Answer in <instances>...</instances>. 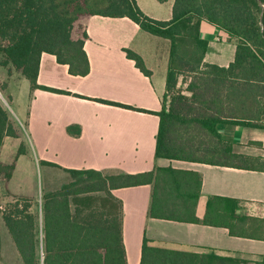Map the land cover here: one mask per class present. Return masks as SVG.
I'll list each match as a JSON object with an SVG mask.
<instances>
[{
    "label": "trees",
    "instance_id": "trees-1",
    "mask_svg": "<svg viewBox=\"0 0 264 264\" xmlns=\"http://www.w3.org/2000/svg\"><path fill=\"white\" fill-rule=\"evenodd\" d=\"M173 2L172 18L155 20L144 14L138 0H0V67L22 74L32 91L71 95L38 84L42 55H54L59 64L69 66L71 75L85 77L90 73L85 51L89 36L81 19L129 18L144 32L170 42L163 109L153 113L160 118L156 158L264 172L263 158L238 154L234 143L218 130L221 124L239 118L241 106L251 107L253 101L246 99L253 93L264 97V0ZM205 23L236 41L235 59L229 67L205 63L209 48V41L202 35ZM126 53L137 68L149 74L141 56L131 50ZM96 101L149 112L111 101ZM80 132L79 126L68 127L71 135L79 136ZM9 137L18 138V130L0 101V156ZM24 154L25 147L21 146L11 164L0 161V181L9 183L17 159ZM63 170L69 181L44 193L40 209L35 199L8 190L10 201L4 206L0 201V224L8 230L23 264H128L123 241V203L112 191L143 185L154 188L150 209L153 218L226 227L233 235L258 238L256 220L237 213L238 200L212 197L207 202L205 217H197L202 188V178L197 173L171 167L117 175L93 169ZM1 252L0 233V255ZM141 264L243 261L215 252L153 247L145 239Z\"/></svg>",
    "mask_w": 264,
    "mask_h": 264
},
{
    "label": "crops",
    "instance_id": "crops-1",
    "mask_svg": "<svg viewBox=\"0 0 264 264\" xmlns=\"http://www.w3.org/2000/svg\"><path fill=\"white\" fill-rule=\"evenodd\" d=\"M143 4L146 2L138 0L140 9L150 18H172L173 0L165 3L170 7L163 15L149 12ZM81 23L89 36L85 51L90 61V73L85 77L73 76L68 65L59 64L54 55L44 53L38 84L71 95L32 91L30 87L32 103L22 115L27 121L28 135L38 143L39 162L49 168L53 166L44 163L58 165L60 168H53L63 172V169H93L111 175L139 174L170 167L194 172L202 178L196 210L198 218L205 217L210 198L223 197L238 200L240 209L237 213L253 218L259 226L258 238H251L233 235L226 227L153 218L150 215L153 185L113 190V195L123 203V241L128 264H141L145 239L153 247L194 253L215 252L240 259L243 264H264V172L156 158L160 118L153 113L163 109L170 42L155 39L153 53L146 54L134 46L144 31L129 18L89 16L82 18ZM202 35L209 41L205 63L229 67L235 59L236 41L206 23ZM212 41L220 47L212 50ZM226 45L230 46L228 52ZM231 48H234L232 52ZM126 50L141 56L148 75L128 58ZM99 99L152 113L96 101ZM246 100L253 101L251 107L241 106L239 118L228 120L230 122L221 124L218 130L234 143L238 154L264 159V97L253 93ZM70 126H79L80 135L69 134ZM50 143H56L52 152ZM13 178L14 174L5 184L11 194L18 195L10 189ZM7 190L2 206L11 199ZM4 231L8 232L1 223V237Z\"/></svg>",
    "mask_w": 264,
    "mask_h": 264
},
{
    "label": "rangeland",
    "instance_id": "rangeland-1",
    "mask_svg": "<svg viewBox=\"0 0 264 264\" xmlns=\"http://www.w3.org/2000/svg\"><path fill=\"white\" fill-rule=\"evenodd\" d=\"M143 2H146V4H143L146 10L158 15H163V11H166L170 7L169 4H162L156 0H142V3ZM160 11H162V13L159 14ZM155 39L162 40L161 38L142 32L137 38L134 46H136V48L142 53L151 54L153 53V41ZM212 42H214L211 45L212 50L220 47L215 41ZM225 47L228 52L230 46L226 45ZM233 50L234 48H231V52ZM210 59H212V56ZM180 82L182 83V78L180 79ZM0 88L3 90V92L0 90V101L7 109L18 129V138H6L1 152L0 161L3 164L11 163L20 147H25V155L18 160L17 169L14 173L10 189L13 192L18 193V195H25L38 200L37 207L40 209L42 205V195L46 192L59 189L63 184L69 181V175L56 169L57 167L49 168L39 162L38 154H40V151L38 143L34 142V140L28 135L27 121L22 115L26 110L28 111V108H30L32 103V97L29 94L30 82L19 72L13 69L10 70L8 68L0 67ZM50 145V152H52L56 147V143H50ZM6 190V184L3 181H0V201L2 203L6 202ZM40 216H42L41 213ZM2 241L3 250L0 255V264H23L8 232H3Z\"/></svg>",
    "mask_w": 264,
    "mask_h": 264
}]
</instances>
